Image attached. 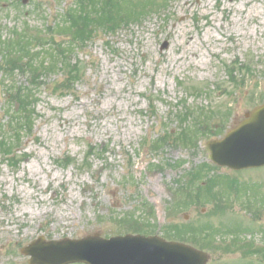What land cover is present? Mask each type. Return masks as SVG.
Listing matches in <instances>:
<instances>
[{"label":"rangeland","instance_id":"374dc122","mask_svg":"<svg viewBox=\"0 0 264 264\" xmlns=\"http://www.w3.org/2000/svg\"><path fill=\"white\" fill-rule=\"evenodd\" d=\"M105 2L114 12L103 0H0V264H28L22 249L41 237L176 242L182 225L223 228L222 244L246 231L264 247V168L217 167L205 149L264 101V0ZM74 10L86 13L78 36ZM24 33L31 46L12 43ZM208 253L209 264L261 260Z\"/></svg>","mask_w":264,"mask_h":264},{"label":"water","instance_id":"95a60500","mask_svg":"<svg viewBox=\"0 0 264 264\" xmlns=\"http://www.w3.org/2000/svg\"><path fill=\"white\" fill-rule=\"evenodd\" d=\"M210 160L221 167L244 170L264 167V103L256 107L222 140L207 143ZM29 264H206L208 257L180 243L144 236L98 235L83 240L45 242L41 237L22 249Z\"/></svg>","mask_w":264,"mask_h":264},{"label":"flooded vegetation","instance_id":"af4514ba","mask_svg":"<svg viewBox=\"0 0 264 264\" xmlns=\"http://www.w3.org/2000/svg\"><path fill=\"white\" fill-rule=\"evenodd\" d=\"M259 211V217H261V214L264 213L263 209H258ZM257 214V212H256ZM256 216V215H254ZM220 229V228H217ZM216 228H213L214 232L218 233L215 234L214 232L211 233L213 235H217L215 237H212L211 234H201V231L197 230L196 232L188 231L186 228H184L183 232V238L181 239L180 242L193 246L194 248L206 252L209 255V261L207 264L211 262V256L208 253V251H213L214 253L221 252L224 254H229L230 252H235V253H241L242 255L244 254L246 257H252V258H259L261 260L252 261L255 264H263L264 263V247H258L256 246L253 242L250 240L245 239V234L246 236L250 233L242 232L241 237L243 236V239H238L232 237L229 241L222 243H218L220 241L219 234L220 233H225L226 231L222 228L220 229L221 231H217ZM210 232V231H209ZM204 235V237L202 236ZM251 260V259H250ZM250 264V263H249Z\"/></svg>","mask_w":264,"mask_h":264},{"label":"trees","instance_id":"16d2710c","mask_svg":"<svg viewBox=\"0 0 264 264\" xmlns=\"http://www.w3.org/2000/svg\"><path fill=\"white\" fill-rule=\"evenodd\" d=\"M104 1V4H102V8H104V9H106V10H110V11H113L114 12V8H112V7H108L106 4V0H103ZM140 1H143V0H140ZM159 1L160 0H154V2H153V4H150L151 6L148 8V10H147V12L149 11V10H151V9H153V8H157V4L159 3ZM144 2H148V1H144ZM148 5V4H147ZM119 6V5H118ZM117 6V7H118ZM116 7V8H117ZM80 8H82V7H80ZM119 8V7H118ZM70 14H71V21L72 22H74L75 21V27H72V28H74L75 29V32H74V35L75 36H78L79 35V32H80V27H83V28H85L86 27V23H84V22H82L81 23V21L84 19V21L86 20V13H83V12H79L78 10H74V12L73 13H71V12H69ZM105 15H107V17L108 18H111V17H114V16H116V17H121L122 16V14H114V13H110V14H105ZM105 15H103V16H105ZM20 37L22 38V39H20ZM20 37H19V35L17 36V40H13L12 41V43H14V44H20V45H23V43H19V42H22V40H23V42H24V40H25V43L27 42V44L29 45V46H31L32 45V43H33V41H35L36 40V36H33L32 34H29V33H24V34H20ZM9 48H12V46L10 45V47H8V49ZM29 49L30 48H27L26 49V51H29ZM5 50V54L4 55H6V60L10 57V55H11V53H12V51H8L7 50V48H5V49H1V52H3ZM17 60H19V59H17ZM26 59H24V61H25ZM22 61H23V59H22ZM26 64H28L29 62H30V58H28V60H26ZM9 63V61H6V64H8ZM23 63V62H22ZM10 64H8V66H6V68H10ZM49 67H51V65H48V68ZM6 68H4V69H6ZM12 70H15V69H19L21 72L23 71V67L22 66H20V61L18 62V66L17 67H15V68H11ZM10 70V69H9ZM9 70H5V71H9ZM36 78H39V76L38 77H36ZM26 124V127L28 126V122L27 123H25ZM16 145L15 144H12V145H10L9 147H8V149H9V152H12V149L15 147ZM14 151V150H13ZM9 156H11V154H7V155H5L4 157H8V158H10V159H13L14 158V154H13V156L12 157H9ZM189 177H193L192 175H190ZM196 180H198V176L196 177V179L195 180H192V182H191V184H195V181ZM212 183H214V182H212V180L211 179H209L208 180V184H207V188H210L211 189V187H210V184H212ZM216 186V185H215ZM201 191H202V187H199V189L198 190H195V191H191V194L193 195V196H196V198H194V201H196V202H200V200H201V198H200V195H201ZM209 192H208V195L210 196L211 194V190H208ZM197 193V194H196ZM187 194H190V193H187ZM207 195V194H206ZM192 196V197H193ZM189 199H191V197H189Z\"/></svg>","mask_w":264,"mask_h":264},{"label":"bare ground","instance_id":"6f19581e","mask_svg":"<svg viewBox=\"0 0 264 264\" xmlns=\"http://www.w3.org/2000/svg\"><path fill=\"white\" fill-rule=\"evenodd\" d=\"M124 9H125V11H124V12H127V8H125V7H124ZM123 14H124V13H123ZM190 39H192V38H189V40H190ZM191 42H192V41H191Z\"/></svg>","mask_w":264,"mask_h":264}]
</instances>
